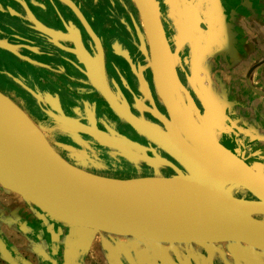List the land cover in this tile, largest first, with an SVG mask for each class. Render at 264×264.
Segmentation results:
<instances>
[{
  "label": "water",
  "instance_id": "1",
  "mask_svg": "<svg viewBox=\"0 0 264 264\" xmlns=\"http://www.w3.org/2000/svg\"><path fill=\"white\" fill-rule=\"evenodd\" d=\"M202 1L183 0L185 5L175 19L177 46L188 41L189 55L198 57L224 46L218 28L222 5L219 0ZM134 2L146 31L148 49L144 47V52L171 120L160 112L156 116L177 126L192 147L155 136L105 94L124 119L198 171L186 176L155 175L165 184L179 186L158 190L149 188L147 176L119 178L83 169L62 156L42 126L0 89V185L48 218L69 226L132 236L149 244L236 242L264 251V170L248 162L238 148L221 142L216 129L218 111L197 80L188 76L204 107V113L196 116L194 98L177 70V50L171 48L158 0ZM209 12L213 14L207 18ZM0 45L15 50L14 45Z\"/></svg>",
  "mask_w": 264,
  "mask_h": 264
},
{
  "label": "crops",
  "instance_id": "2",
  "mask_svg": "<svg viewBox=\"0 0 264 264\" xmlns=\"http://www.w3.org/2000/svg\"><path fill=\"white\" fill-rule=\"evenodd\" d=\"M4 4L19 10L13 0ZM221 5L217 26L225 47L207 54L206 86L218 111L216 122L239 142L231 144L264 170V0H221ZM203 249L212 248L198 243L149 244L132 236L69 226L0 185V264H209L212 257L207 258ZM214 249L228 264H257L248 248L236 243H215ZM230 252L239 260L230 258Z\"/></svg>",
  "mask_w": 264,
  "mask_h": 264
},
{
  "label": "rangeland",
  "instance_id": "3",
  "mask_svg": "<svg viewBox=\"0 0 264 264\" xmlns=\"http://www.w3.org/2000/svg\"><path fill=\"white\" fill-rule=\"evenodd\" d=\"M15 1L16 0H13L14 3ZM85 1L21 0L22 7H25L27 10V13L23 14V17L26 18L24 20H33L34 18L33 23L38 27V30L33 27L32 29L46 34V37L48 36L47 39L49 44L54 43L57 48L52 49L49 53L53 58H61L62 60L59 61L60 63H57L58 61L50 62L49 60H42L40 54L43 53V47H49L47 43L40 45L39 43H36L37 38H35L36 40L34 39V41H30V45L27 44V47H25L23 46V42L27 37L23 36L22 33L24 32L21 29L13 26V32L16 36L14 37L12 34H9L8 37H2V30L0 28V42L15 46V50L13 51L0 45V76L3 79V81L1 79L0 81H2V89L5 93L11 94L16 100H18L20 105L31 115V117L42 126L47 136L51 138V140L55 139V144L59 148L70 151L71 155H68L69 153L66 154L53 143L60 154L79 166L84 167V165H81L82 163L75 159L73 155H75L74 153L80 152L77 149L80 145L89 148V151L92 150L96 157H98V159L100 158V161L102 162H107L110 157L106 156L105 152L109 153L112 157H124L129 163L135 165L138 172L141 171L142 164L154 167L155 171L153 174L155 175L164 174L161 173L160 166H170L173 168L174 171L169 173L171 176H186L197 172V168H191L184 164L183 161L185 158L179 157L176 154L174 155L173 152L166 149L174 160L181 165V167H178L171 159L163 156L158 150V147L152 145L151 142L145 144L136 139H132L114 127L118 124V121L110 114L111 111L108 110L110 109L108 103L105 100L104 95H102L99 72L97 74L94 73L95 75L93 76L90 71H86V67H82L80 56L74 48L77 47L82 56L88 55V57H91V48L94 47L93 37L98 43V45L95 46H99L102 49L101 44H105L108 39L104 32H112L114 30L115 33H112V40L116 43L118 41L121 42V39L126 42L124 46L125 49L123 48V56L125 55L130 59L129 53H132L133 50L137 49L143 53L144 47L148 49L147 36L146 33L140 29V26L136 23L135 19L134 27V24L133 26H131L132 24L130 25L127 17L122 20L127 26L128 31H130V35L123 32L116 24H111L110 28L107 26L105 28L100 27V33L96 32L97 27L91 26L87 21L84 12L81 10V5H84L91 11V6L86 4ZM4 2L12 3V0H0V13L8 8H15L11 4L6 6ZM183 7H181V10ZM62 10L69 15V18H67L66 21H69V23L66 25L60 24L61 22H59L62 19H66L65 15L61 13ZM69 11L75 13V19ZM8 14V12L4 13V15ZM210 14L213 13L210 12ZM82 23L88 27L90 32H87L88 29L86 27L85 29L89 36L81 31V26H83ZM176 23L177 22H175V24ZM136 31L138 33L139 41L136 40ZM4 35L7 34L5 33ZM176 37L177 27L174 38L176 39ZM223 44V47H225L224 42ZM88 46L90 47V50L88 49ZM186 47H189V51L192 49L188 41L181 42L179 46H177L175 41V50L173 51L177 50V66L179 65L186 74V84L182 81L184 86L189 92L190 90H193L197 99L201 101L197 92L190 84L188 76L194 77L206 93L209 96L211 95L209 87L206 86L207 74H209L207 54H202V56L199 57V60L195 63L191 60L195 54L192 53V55H189L188 57L190 58H186V63H190V68L187 69V67L184 66L183 58L180 54V51ZM67 48L69 50H65ZM62 51L66 54H62ZM218 52L219 50L214 53ZM102 57L103 55L100 56L98 60L102 59ZM144 61L145 64H140V70L146 68L151 70L149 57H147V55ZM72 65L79 69L76 71ZM121 65L124 71L127 72V66L125 67L123 62H121ZM133 66L135 67L134 63ZM138 75L143 85H145L144 87H146V89L143 88V92L148 95L150 92L148 82L144 78L142 71L138 72ZM89 89H92L89 93L82 92L84 93L82 94L79 92L87 91ZM115 98L118 100L117 97ZM149 98L153 103L154 100L151 95ZM28 99H32L34 103ZM119 100L118 102H120ZM91 103L94 107L100 109L97 116L100 115L101 118L108 117V115L110 116L108 118L113 121V125L112 127L108 126L109 131L101 128L97 124L95 118L89 123L82 122L81 117L83 111L81 106L82 104L88 106L91 105ZM194 105L195 111L199 113V107L195 104V101ZM29 109L33 113H31ZM123 111L145 125V127H147L155 136L160 137L173 145L181 143L190 148L192 147L189 140L182 135L181 131L176 130L175 135V129H170L167 123H165V125L167 126L166 128H168V131L156 121L143 119L142 117L134 115L128 107H125ZM221 124L222 123H219L220 126ZM57 135H64V137L67 138V141L58 140L59 138L56 137ZM99 153L103 154V157H101ZM111 174L117 175L115 173Z\"/></svg>",
  "mask_w": 264,
  "mask_h": 264
},
{
  "label": "flooded vegetation",
  "instance_id": "4",
  "mask_svg": "<svg viewBox=\"0 0 264 264\" xmlns=\"http://www.w3.org/2000/svg\"><path fill=\"white\" fill-rule=\"evenodd\" d=\"M182 1L183 0H158L160 9L162 11V21H163L167 36L170 40L171 48L173 50H175L174 35H175V31H176V26H175V22H176L175 19L177 17L176 13H179V11H181V7H183V4H184V3H182ZM219 1L221 3V0H219ZM85 2H86V4H89L91 6V11L89 9H87L84 5H81V10L84 12V15L86 16L87 21L91 24V26L97 27V28L95 27L96 32L100 33V27L105 28L107 26L110 28L111 24L112 25L116 24V25H118V27L123 32L130 35V31H128L127 26L123 23L124 21L122 20V19L127 17L129 22H130V25L132 24L131 26H133V24H134V27H135V20H136V23L140 26V29L143 30L144 33H146L144 23L142 21L140 12H139L138 7L136 6L134 0H86ZM201 2H203V1L201 0ZM23 8H24V11L27 12L26 8L22 7L20 5H19L18 9L22 10ZM69 12L73 16V18L75 19V17H76L75 13L73 11L72 12L69 11ZM61 13L63 15H65L66 19H62L59 22H61L60 24L66 25L67 23H69V21L66 22L67 18H69V15L64 10H62ZM23 14H25V13L23 12ZM209 16H212L210 14V12L208 13L207 18ZM15 18H17V19H15ZM18 18L19 17H17V16L11 17L10 15H4V14L0 13V28L2 30V37L3 36L8 37L9 34H12L15 37L16 35L13 32V30H14L13 26H16L24 32V33H22L24 37H30V41H34V39L37 38V40L35 39L37 41L36 43H39L40 45H42L43 43H47V45L49 47H46V48H48V49L43 47L44 48L43 53L40 54L42 56V60H44V61L49 60L50 62L51 61L52 62L58 61L57 63H60L59 61L62 60L60 57H59L60 59L53 58V56H51V54L49 53V51H52V49H55L56 47H55L54 43L49 44V41L47 39L48 36L46 37V34H43L39 31L37 32L36 30L32 29V26L30 24H28L27 21H24L23 19H20V18L18 19ZM82 25L83 26H81V28H82L81 31L86 33L89 36V34L87 33V32H90L88 27L86 25H84L83 23H82ZM201 25L204 28H206L204 23H202ZM85 27L88 29L87 32H86ZM207 29L208 28H206V30ZM113 32H114V30L112 32L111 31L104 32L105 35L108 37V39H107L105 44L104 43L101 44L102 49L99 46L98 47L95 46V45H98V43L96 42V39L93 37L94 47L91 48V53H92V55L90 54L91 57H88V55L82 56L79 53V49L75 46L76 48H74V49H75V51L77 50V53L80 56V60L82 62L81 63L82 67L83 68L86 67V71L87 70L90 71L93 76L95 75L94 73L97 74L99 72L100 83H101L102 93H103L102 95H104V98L108 103V106L110 108L108 110L111 111V112L109 111L110 114L114 118H116V120L118 121V124H116L114 127L117 130H119L120 132L125 133L126 135H128L132 139H136V140L143 142L145 144H149L151 142L152 145L158 147V150L161 152V154L163 156L171 159L173 162H175V165H177L178 167H181V165L176 160H174V158L168 153V151L166 150L165 147H163V146L153 142L152 140H150L137 127H135L130 122L125 120L123 118V116H121L115 110L113 105L110 103L107 95L105 94V93H107L108 96L113 100L115 105L118 106L122 111L124 110L125 107H128L129 110L134 113V115H136L138 117H142L143 119H149V120L156 121L162 127L167 129V131H168V128H166L167 126L165 125V122L163 120H161L159 117H157L156 113H155V112H160L171 120V116H170V113L168 112L167 107L162 102V100L160 99V97L157 93L156 85H155L154 78H153L152 68H151V70H149L147 68L140 70V64H143L145 62L144 60L146 57V53L144 51L142 53L141 51L135 49L132 51V53H129L130 59L125 55L123 56V50L125 49L124 46H125L126 42H124L122 39L120 40L121 42H119V41L117 43L114 42V40H112V36H113L112 33ZM5 33L7 35H4ZM136 33H137V31L135 32V34ZM136 38H137L136 40L139 41L138 33H137ZM89 48L90 47L88 46V49ZM65 50H69V49L67 48ZM188 53H189V47L183 48L180 51V54L183 58L184 66L187 67V69L190 68L189 67L190 63H186L187 62L186 58H190V57H188L189 56ZM62 54H66V53L64 51H62ZM102 55H103L102 59L98 60L100 58V56H102ZM61 56H63V55H61ZM191 60L193 61V63H195L197 60H199V57L195 54L191 58ZM121 62L124 63L125 67L127 66V72L124 71V69L121 65ZM131 62H133L135 64V67L133 66V63H131ZM93 64H94V67H93ZM73 68H75L76 71L79 69L78 67H75V66H73ZM177 69H178V72H179V75H180L182 81L185 82L186 81L185 72L179 67V65L177 66ZM140 71H142L144 78L148 82V87L150 90L148 95L152 96V98L154 100L153 103L151 102L149 96L143 92V88L146 89V87H144L145 85H143V83L141 82L140 77L138 75V72H140ZM0 79L3 81L1 76H0ZM2 81H0V89L3 92H5L1 86ZM185 84H186V82H185ZM90 91H92V89H89L87 91H79V92L80 93H82V92L89 93ZM190 92H191L192 96L194 97L195 104L199 107V111H200L199 113L202 114L204 111L202 101H199L197 99L193 90H190ZM6 94L9 95L11 98H13L20 105L18 100H16L11 94H8V93H6ZM82 94H84V93H82ZM115 97H117L118 100L120 99L119 100L120 102H118V100ZM28 100L32 101V99H28ZM32 102L34 103V101H32ZM26 106H27V104H26ZM30 109H31V107H30ZM81 109L83 111L82 117H81L82 122L89 123L93 118H95L97 124L101 128H104V130L109 131L108 126L112 127L113 121L108 118L110 116L108 114H107L108 117H103V118H101L100 115L97 116L100 109L97 107H94L92 105V103H91V105H88V106L82 104ZM30 112L33 113L31 110H30ZM199 113L197 111H195L196 116H198ZM168 125H169L170 129L171 128H172V130L175 129V135H176V130L180 131V129H178L177 126H173L171 124H168ZM143 126L145 127V125H143ZM146 129L148 130L147 127H146ZM216 129L218 131H220L219 137L221 138V142H223V144H225L226 146H228L230 148H236L233 144H231V142H235V144L238 143V140L236 137L232 141L230 139L231 137L227 134V131L222 127V125L220 126L219 123H217ZM83 135H86V134H83ZM61 136L57 135L56 137L59 138L58 140L67 141V138H65L64 135H61ZM50 140H51V138H50ZM51 142L55 144V139L51 140ZM59 149H61V148H59ZM77 149L80 152L74 153L75 155H73V156L80 163H82L81 165H84V167L79 166V165L71 162L68 159L67 160L70 161L71 163H73V164H75V165H77L83 169H86L88 171H91L93 173L111 176V177H119V178H130V177H138V176L155 175V174H153V172L155 171V168L152 166H147L146 164H142L141 165L142 166L141 171L138 172L135 165L132 163H129L127 161V159H125L124 157H121V158L112 157L111 155H109V153L105 152V155L108 157L110 156V157L108 158L109 160L107 162L106 161L102 162V161H100L101 160L100 158L98 159V157H96V155L92 152V150L89 151L90 150L89 148H86L84 146L79 145ZM61 150H63V149H61ZM63 151L66 154L69 153L68 155H71L70 151H68L66 149H64ZM99 155L101 157H103V154L99 153ZM159 168H160L161 173H164L161 175H164V176H171V174H169V173L174 171L173 168H171L170 166H160ZM111 173H115L117 175H112ZM238 194L239 195L242 194L241 190H239ZM258 217H262V216H258ZM220 243H222V242H220ZM220 243H216V244H220ZM231 243H236V242H231ZM237 244L238 243H236V245ZM238 245H240L241 247L248 248V253L254 257L257 264H264V260H262V258L264 259V251L252 250L248 245H246L244 243L238 244ZM207 246L212 248L210 251L208 249H206L207 251L205 249H203L207 258L212 257V259H209V264H217V261H221L224 264H228V262L225 258L219 257L218 254L216 257L215 249H214L215 243L209 244ZM209 254H211V256H209ZM232 256H234L233 258L236 261L239 260V259H237L238 257L236 255L231 254V252H230L229 257L231 258Z\"/></svg>",
  "mask_w": 264,
  "mask_h": 264
},
{
  "label": "bare ground",
  "instance_id": "5",
  "mask_svg": "<svg viewBox=\"0 0 264 264\" xmlns=\"http://www.w3.org/2000/svg\"><path fill=\"white\" fill-rule=\"evenodd\" d=\"M185 116H187V115H185ZM188 119L190 120V117H188ZM147 181L150 182L149 185H151V187H149V188H152V189L165 190L167 188L168 189H170V188L171 189L179 188V186L177 187V183H175V185L170 184V183H169V185L168 184H165V182H163L162 179H159V178L155 177V175H149V176H147ZM31 187H32V185H31ZM35 188L38 189V190H40V191H42V192H44V193H48L43 188H40V187H35ZM55 191L58 194H60L59 191H57V190H55Z\"/></svg>",
  "mask_w": 264,
  "mask_h": 264
},
{
  "label": "trees",
  "instance_id": "6",
  "mask_svg": "<svg viewBox=\"0 0 264 264\" xmlns=\"http://www.w3.org/2000/svg\"><path fill=\"white\" fill-rule=\"evenodd\" d=\"M15 3H17L18 5H21V0H16ZM11 10H13L14 12H12ZM5 12H8L11 17L12 16H17V17H20V19H26L23 17V12L24 13H27L26 11H24V8L22 10H15V8L13 9H10L8 8L7 10H4L3 12H1V14H4ZM25 21V20H24ZM28 22V24H30L33 28L37 29L38 30V27L33 23L34 21V18L33 20H26ZM27 44L30 45V37H27L24 42H23V46L27 47Z\"/></svg>",
  "mask_w": 264,
  "mask_h": 264
}]
</instances>
